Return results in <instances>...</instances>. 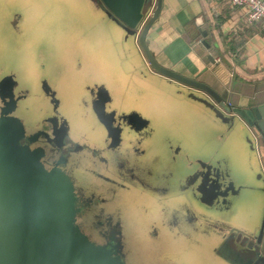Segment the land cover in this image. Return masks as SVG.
<instances>
[{
    "label": "rangeland",
    "instance_id": "1",
    "mask_svg": "<svg viewBox=\"0 0 264 264\" xmlns=\"http://www.w3.org/2000/svg\"><path fill=\"white\" fill-rule=\"evenodd\" d=\"M126 35L101 10L99 0H0V76L16 72L20 85L31 89L28 103L33 107L46 102L40 90L46 79L57 91L60 110L79 140L94 122L92 105L87 103L93 91L110 97L117 118L124 116L128 124L153 133L144 144L152 196L134 188L122 192L117 201L129 223L131 264H240L230 246L247 253L245 246L254 244L246 238L258 234L264 220V169L247 141L249 132L239 122L217 128L212 110L197 103L198 93L151 71L135 36ZM138 114L140 121L135 119ZM204 166L220 169L239 190L226 206L206 207L192 191L184 190L187 178ZM170 195L174 205L188 202L206 214L202 221L221 234L203 237L192 232L188 239L154 240L145 233L144 214L150 209L156 219L165 217L173 202L158 198Z\"/></svg>",
    "mask_w": 264,
    "mask_h": 264
},
{
    "label": "flooded vegetation",
    "instance_id": "2",
    "mask_svg": "<svg viewBox=\"0 0 264 264\" xmlns=\"http://www.w3.org/2000/svg\"><path fill=\"white\" fill-rule=\"evenodd\" d=\"M15 14L21 17L20 13ZM47 83L46 79L41 80L40 90L46 101L42 105L44 107H33L28 103L32 95L31 89L20 85L18 74L14 71L1 74L0 115L17 117L22 122L24 128L19 146L37 150L40 162L47 169L59 168L70 177L74 185L76 207L73 223L72 220L69 222V214H58L59 218H51L50 215L56 212L54 198L58 196L54 191L47 189L45 185L36 191L29 180L20 179L18 202L12 201L9 191L8 196L5 195L0 200L3 203L0 206V230L7 232V237L1 238L0 243L10 237L18 246H26L27 255L32 258L33 264H38L35 260L38 255L46 263H56L61 260V256H57L65 252V249L60 252V246L65 248L69 238L73 237L79 238L78 242L84 246H96L101 259L110 260L114 264H131L129 223L124 206L117 204V201L122 199V192L134 188L152 196L153 177L145 172L149 161L144 144L153 133L144 132L140 125L135 126L131 121L124 128L114 125L108 131L101 121L109 123L110 127L117 112L110 108L109 96L93 91L91 102L87 103L92 105L94 122L82 131L79 140L73 134L69 119L60 110L61 102L57 91ZM105 103L109 113L106 116L101 112L98 118L94 107L101 110ZM135 119L140 121L141 118L136 116ZM92 129L100 131V141L92 138ZM15 136H18V132ZM10 176L0 177V188L16 180L14 174L11 173ZM192 176L193 174L185 181L184 190L191 188L188 183ZM171 196H159L158 201L173 202ZM170 205L174 206L173 210L165 217L158 216L156 219V213H149L150 209L144 214V224L147 227L145 233L147 230L154 240L177 237L188 239L192 232H199L203 237L221 234L208 222L204 223L202 220L207 215L201 212L199 214L188 202L177 201L176 205L174 202ZM216 206L223 207L222 204ZM165 211L166 209L161 214ZM28 216H34L32 224L27 221ZM64 222L67 226L71 224V229H63ZM56 227L61 232L57 233L59 229ZM54 247L58 248L59 253L48 254L51 258L46 261L43 253L52 251ZM234 248L230 247V253L235 261L249 264L242 255L243 248L238 250L241 255ZM30 249L33 251L32 255Z\"/></svg>",
    "mask_w": 264,
    "mask_h": 264
},
{
    "label": "water",
    "instance_id": "3",
    "mask_svg": "<svg viewBox=\"0 0 264 264\" xmlns=\"http://www.w3.org/2000/svg\"><path fill=\"white\" fill-rule=\"evenodd\" d=\"M99 1L101 2V8L107 12L109 17L126 30V38L130 35L135 36L138 46L141 48L144 58L152 71L170 79L177 80L193 90L203 92L206 97L196 95L195 98L204 102L222 122L234 125L236 116L242 119L249 132L247 141L251 149L257 150L262 166H264V104L254 105L248 108L232 107L216 90L205 82L185 76L160 64L156 59L154 52L150 49L148 35L160 16L164 0ZM203 33L206 34L207 32L203 31ZM94 111L98 118H100L101 112L106 116L109 113L107 112L106 103L102 106L101 110L94 107ZM126 121L124 116H121V118L116 117L113 119L112 124L110 123V127L109 123L107 124L103 120L101 122L104 123V126L109 131L114 125L120 128H124L126 125L128 126V122L125 123ZM23 128L22 122L17 117L7 116L5 114L0 115V177L2 175L11 177L10 175L12 173L16 179L6 187L2 186L0 188V200L5 195L8 196L9 191L12 201L18 202V195L21 191L19 189L20 179L25 180L24 178H26V180L31 182V187L36 191L45 185L47 189L54 191L58 195L54 198L56 212L50 215L51 218H59L60 215L58 214H63V216L69 214L71 218L69 222H71L73 213L76 210L73 182L61 169H47L40 162V156L37 150H30L28 146L18 145L19 140L22 138ZM95 131L97 130L92 129L91 136L94 140L100 141L101 135L100 133L96 134ZM17 132L18 136H15ZM15 139L18 140L15 141ZM126 140L129 141V138H126ZM8 143L15 144L13 146H4ZM227 178L225 174H222L220 169L212 166H204L193 174L188 183V186L191 187L189 190L192 191L194 198L197 196L198 198L196 199H199L207 207L219 204L225 205L231 196L239 193V190H236L234 184ZM2 205L3 203H0V206ZM27 221H31L30 224H32L34 222V216H28ZM64 223L63 229H71V224L67 226L66 222ZM56 228L60 230L59 227ZM59 230L57 233L61 232ZM6 237L7 232L0 230V239ZM250 239L254 245L245 246L248 249L245 248L247 253H244V257L247 256L246 259L249 261V264H264V220L259 233L254 234L252 237H247L246 241L249 242ZM78 240L79 238L70 237L69 241L65 244V248L60 246V252L64 251V249L65 252L57 256H61V260L56 263L53 261L46 263L40 259L41 256L39 257V255L35 260L38 264H114L110 260L101 259V254L98 253L96 246H84ZM15 244L17 245L10 237L0 243V264H33L32 258L27 255L26 246H16ZM230 247L234 248L233 246ZM234 249L240 253L238 250L242 248L238 247ZM30 251L32 255V249ZM57 252L58 248L54 247L52 251L43 253V257L48 261L51 258L48 254L55 255ZM38 253L41 254L40 252Z\"/></svg>",
    "mask_w": 264,
    "mask_h": 264
},
{
    "label": "crops",
    "instance_id": "4",
    "mask_svg": "<svg viewBox=\"0 0 264 264\" xmlns=\"http://www.w3.org/2000/svg\"><path fill=\"white\" fill-rule=\"evenodd\" d=\"M245 16V7L231 6L225 0H164L160 16L148 35L149 46L160 64L205 82L232 107L261 105L264 104V28L260 22L248 23ZM194 91L206 97L203 92ZM211 113L217 128L229 126ZM235 119L247 129L242 119L238 116ZM236 138L245 145L238 133ZM240 142L237 144L243 149ZM250 171L247 166L246 172Z\"/></svg>",
    "mask_w": 264,
    "mask_h": 264
},
{
    "label": "built area",
    "instance_id": "5",
    "mask_svg": "<svg viewBox=\"0 0 264 264\" xmlns=\"http://www.w3.org/2000/svg\"><path fill=\"white\" fill-rule=\"evenodd\" d=\"M225 1L229 2L231 6L245 7L246 21L248 23L260 22L262 27L264 28V0H225Z\"/></svg>",
    "mask_w": 264,
    "mask_h": 264
}]
</instances>
